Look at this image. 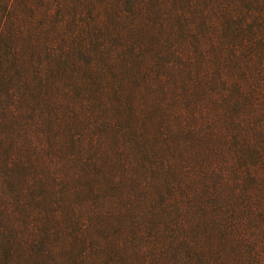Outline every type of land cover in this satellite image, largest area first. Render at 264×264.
Masks as SVG:
<instances>
[{"label": "trees", "instance_id": "1", "mask_svg": "<svg viewBox=\"0 0 264 264\" xmlns=\"http://www.w3.org/2000/svg\"><path fill=\"white\" fill-rule=\"evenodd\" d=\"M0 264H264V0H0Z\"/></svg>", "mask_w": 264, "mask_h": 264}]
</instances>
